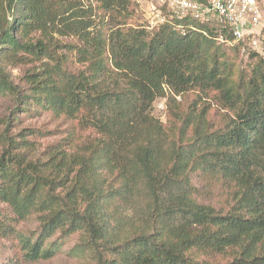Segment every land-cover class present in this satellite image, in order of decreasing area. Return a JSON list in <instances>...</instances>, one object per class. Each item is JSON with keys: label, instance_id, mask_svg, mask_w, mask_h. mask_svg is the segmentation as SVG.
Listing matches in <instances>:
<instances>
[{"label": "trees", "instance_id": "obj_1", "mask_svg": "<svg viewBox=\"0 0 264 264\" xmlns=\"http://www.w3.org/2000/svg\"><path fill=\"white\" fill-rule=\"evenodd\" d=\"M16 4L17 16L10 15ZM138 5L0 0V65L55 60L54 34L76 38L73 48L88 65L65 85L58 66H46L27 75L25 91L0 66V94L15 97L12 114L40 107L101 135L75 151L58 145L44 160L30 159L27 134L11 135L8 118L0 132V201L19 221L39 216L37 238H21L33 261L57 255L62 243H47L54 235L80 233L95 264H210L213 255L228 256L226 264H264V56L250 52L258 59L251 73L234 79L211 38L225 28L187 20L183 35L175 29L182 21L132 24ZM192 89L216 92L233 114L211 131L197 117L192 138L167 147L152 106ZM193 172L219 179L227 191L222 207L198 200ZM139 187L152 204L150 229L119 236L111 206Z\"/></svg>", "mask_w": 264, "mask_h": 264}, {"label": "rangeland", "instance_id": "obj_2", "mask_svg": "<svg viewBox=\"0 0 264 264\" xmlns=\"http://www.w3.org/2000/svg\"><path fill=\"white\" fill-rule=\"evenodd\" d=\"M93 2V0H91ZM135 6L136 15L130 23L144 25L148 17L153 18L148 0H131ZM18 4L15 5L10 15L17 16ZM9 21L12 19L9 16ZM130 26V25H129ZM219 54L230 67L234 79L240 74L249 76L256 61L252 58L249 49L230 42V39L219 28H214L211 36ZM54 41L57 44L53 47L57 55L55 60H44L40 63H19L17 60L2 62L9 75L10 80L18 85L22 91L28 89V76L41 72L48 67L58 66L61 72L62 85L66 84L69 78H75L80 72L88 71V65L82 63L74 46L79 44L76 38L59 36L54 34ZM29 81V80H28ZM218 94L214 91L200 93L192 89L184 95H171L158 99L152 106L151 115L163 126L167 135V147L173 143L186 144L192 138L197 125V117L204 116L206 130L217 129L225 124L227 118L233 114L219 103ZM15 97L9 93L0 94V132L5 128L8 118L11 119L9 132L16 139L20 140V133L27 134V141L31 147L24 149L30 159L46 158V153L54 146L60 145L71 151L82 148L84 145L101 138L96 131L84 129L78 124V119H70L65 115H58L50 110H43L40 107L33 110L13 115ZM15 117L16 119L11 118ZM190 119H192L190 122ZM194 119V120H193ZM3 146L0 145V157ZM191 182L198 191L200 202L211 203L217 208L224 205L226 189L220 184L219 179L206 173L193 172ZM127 203L114 202L111 209L117 213L116 221L113 223L114 232L119 236H128L138 232L140 227L150 229L153 213L152 204L148 194L139 187L136 194ZM39 216L32 215L26 220L19 221L14 216L11 207L0 201V264H95L90 251L82 250V238L80 233L69 237H61V233L54 235L47 243L59 240L62 243L60 251L50 259L33 261L28 257L27 250L21 242L22 237L32 239L39 234ZM83 251V252H82ZM200 258V257H199ZM206 258V257H205ZM204 258V259H205ZM210 264H226L228 256L213 255L207 258Z\"/></svg>", "mask_w": 264, "mask_h": 264}, {"label": "built area", "instance_id": "obj_3", "mask_svg": "<svg viewBox=\"0 0 264 264\" xmlns=\"http://www.w3.org/2000/svg\"><path fill=\"white\" fill-rule=\"evenodd\" d=\"M153 18L148 17V27L153 28L173 21L186 34L184 21L202 24L217 23L225 28L230 42L241 45L264 56V0H148ZM188 28L193 29L192 25Z\"/></svg>", "mask_w": 264, "mask_h": 264}]
</instances>
